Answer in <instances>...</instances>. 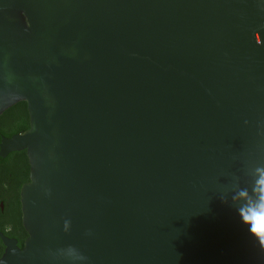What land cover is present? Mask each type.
Segmentation results:
<instances>
[{"label":"water","instance_id":"obj_1","mask_svg":"<svg viewBox=\"0 0 264 264\" xmlns=\"http://www.w3.org/2000/svg\"><path fill=\"white\" fill-rule=\"evenodd\" d=\"M30 128L0 264H264V0H0V117ZM3 208V206H2Z\"/></svg>","mask_w":264,"mask_h":264},{"label":"trees","instance_id":"obj_2","mask_svg":"<svg viewBox=\"0 0 264 264\" xmlns=\"http://www.w3.org/2000/svg\"><path fill=\"white\" fill-rule=\"evenodd\" d=\"M28 107L21 102L8 109L0 117V144L3 138H12L29 130ZM30 165L26 151L0 158V234L16 239L21 249L27 234L22 225L20 190L29 182ZM4 204L3 209L1 205ZM5 248L0 239V259Z\"/></svg>","mask_w":264,"mask_h":264},{"label":"clouds","instance_id":"obj_3","mask_svg":"<svg viewBox=\"0 0 264 264\" xmlns=\"http://www.w3.org/2000/svg\"><path fill=\"white\" fill-rule=\"evenodd\" d=\"M241 200L245 202L239 211L242 224L261 247H264V169L258 170L254 198L243 193Z\"/></svg>","mask_w":264,"mask_h":264},{"label":"flooded vegetation","instance_id":"obj_4","mask_svg":"<svg viewBox=\"0 0 264 264\" xmlns=\"http://www.w3.org/2000/svg\"><path fill=\"white\" fill-rule=\"evenodd\" d=\"M26 155H27V154H26ZM29 176H30V174H29ZM27 183H29V182H25V183L23 184V186H24L25 184H27ZM21 188H22V187H21ZM19 195H20V193H19ZM2 206H4V204H2L1 207H2ZM2 209H3V208H2ZM24 231H25V230H24ZM25 233H26V231H25ZM26 234H27V233H26ZM27 237H28V236H27ZM26 239H27V238H26ZM26 239H25V240H26ZM24 242H25V241H24Z\"/></svg>","mask_w":264,"mask_h":264}]
</instances>
